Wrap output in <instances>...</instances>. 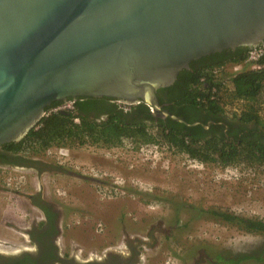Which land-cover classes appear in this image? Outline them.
<instances>
[{"label":"rangeland","instance_id":"374dc122","mask_svg":"<svg viewBox=\"0 0 264 264\" xmlns=\"http://www.w3.org/2000/svg\"><path fill=\"white\" fill-rule=\"evenodd\" d=\"M147 131L149 138L116 146L67 143L28 153L63 171L0 165V248L25 243L23 228L38 215L27 195L39 189L58 208L60 241L72 252L101 256L123 250L127 238L145 242L139 264H233L219 256L245 254L257 258L237 264H264V233L246 232L210 213L264 221V163L202 162L171 147L154 127ZM74 167H90L102 178L73 177L68 171Z\"/></svg>","mask_w":264,"mask_h":264},{"label":"water","instance_id":"95a60500","mask_svg":"<svg viewBox=\"0 0 264 264\" xmlns=\"http://www.w3.org/2000/svg\"><path fill=\"white\" fill-rule=\"evenodd\" d=\"M263 43L264 0H0V146L77 97L144 102L155 118L195 125L157 90L202 56Z\"/></svg>","mask_w":264,"mask_h":264},{"label":"trees","instance_id":"16d2710c","mask_svg":"<svg viewBox=\"0 0 264 264\" xmlns=\"http://www.w3.org/2000/svg\"><path fill=\"white\" fill-rule=\"evenodd\" d=\"M236 50L234 52L232 49H224L221 54L215 53L222 56L212 62H203L204 57L191 61L188 68L178 72L172 85L157 90L158 102L163 108L188 123L199 121L195 125L188 126L169 117L155 118L144 102L131 105L129 110L125 111L113 99L77 97L75 113L55 112L44 117L40 120V126L36 128L33 126L20 140L1 145L2 153H10L15 158L11 160L7 155L1 153L0 155L4 156L7 162L13 163L24 160L22 157L24 155L31 157L28 153L46 151L52 146L67 143L80 145L89 142L96 145L116 146L124 139L137 141L149 138L147 128L152 126L166 143L174 149L186 151L193 159L202 162L213 160L221 166L239 163L263 164L264 137L258 135L257 129L264 130V117L260 114V105L264 99V70L251 69L249 64L244 62L249 47L238 46ZM260 61H264V56ZM226 64L243 66L240 71L222 74L220 68ZM202 76L209 85L214 83L219 87L223 81L228 82L230 88L227 97L231 100H244V109L239 114L228 116L219 101H198L197 97L201 95L199 79ZM163 90H168L165 99L159 96ZM90 100L103 102L107 106V112L101 119L84 114L83 108ZM57 102L59 101L51 105ZM75 116L80 119L78 123L73 120ZM221 119L229 126L235 123L234 120L238 121L241 123L240 129H247L248 133L239 137L235 134L233 139L229 140L225 135L230 134L229 130L224 132L221 130L224 125L216 124ZM208 120L214 123L206 129ZM210 213L215 220L236 225L246 232L264 233V221L261 219L247 218L227 211H210ZM180 218L178 215L175 220L179 221ZM219 258L226 263L237 264L245 259L257 257L245 254L228 259H222V256Z\"/></svg>","mask_w":264,"mask_h":264},{"label":"flooded vegetation","instance_id":"af4514ba","mask_svg":"<svg viewBox=\"0 0 264 264\" xmlns=\"http://www.w3.org/2000/svg\"><path fill=\"white\" fill-rule=\"evenodd\" d=\"M230 49V48H229ZM224 50V49H223ZM236 52V48L232 49ZM220 52H215L221 54ZM239 52V51H238ZM210 53L202 56L203 62H212L220 59L222 55H215ZM201 58V57H200ZM198 58V59H200ZM198 65V64H197ZM175 81V80H174ZM173 84V83H172ZM171 84V85H172ZM167 87V86H166ZM168 90H163L159 93V96L163 99L167 98ZM101 98V97H98ZM105 103L98 102L96 100H90L87 102V106L83 108L84 114L89 117H97L101 119L102 116L107 112ZM199 122V121H197ZM235 123L228 125L224 120L216 122L218 125H224L221 130L226 132L229 130L230 134H225L229 140L233 139L236 134L238 137L242 134H247V129H240L241 123L234 120ZM214 123L212 120H208L205 128L208 129L210 124ZM253 126V125H252ZM250 128V126H248ZM258 135L264 137V130L262 128L257 129ZM263 134V135H262ZM0 146V153L1 151ZM22 154V153H21ZM7 155L8 159H13L10 153ZM1 156V155H0ZM3 157V158H2ZM24 160L18 162H7L4 156L0 157V165L2 166H15L20 169H32L36 173L44 171L58 169L63 171L62 165H56L52 163H46V161H40L35 158L22 156ZM26 157V158H25ZM38 162H32V161ZM56 167V168H54ZM60 169V170H59ZM67 172V170H66ZM65 172V173H66ZM28 202L32 208L38 213L30 218L23 228L25 243L17 245L12 249H1L0 248V264H139L141 261L140 251L143 240H126L124 241L123 250H107L105 254L98 256L96 254L83 255L81 250H75L74 252L67 250L62 242L60 241L61 229H60V212L58 208L52 203L46 201L43 197L42 192L38 189L33 193L27 195ZM50 208V210H49ZM50 212H49V211ZM54 213L56 215H54ZM50 214V215H48Z\"/></svg>","mask_w":264,"mask_h":264},{"label":"built area","instance_id":"2783aa9c","mask_svg":"<svg viewBox=\"0 0 264 264\" xmlns=\"http://www.w3.org/2000/svg\"><path fill=\"white\" fill-rule=\"evenodd\" d=\"M263 56H264V43L258 47L250 49L247 53V56H246V59L244 60V62L248 63L249 67L251 69L264 70V61L263 62L260 61ZM242 66H243L242 64H235V65L226 64L224 67H222L220 69H221L222 74H223V73L240 71L242 69ZM228 68H232V69L227 71ZM226 78H227V76L225 77V79ZM205 81L206 80H205L204 76L200 77L199 89L201 91V95L197 97L198 101H200V102H205L207 100L219 101L220 103L223 104V107H224L226 114L228 116H232L234 113L239 114L242 111V109H244V105H245L244 100H242V99L231 100L227 97L228 91L230 88V84H228V82L223 81V84L218 87L214 83L209 85ZM113 101L116 104H118L121 108H123L125 111L129 110L131 105H135V104H127V103H124L120 100H113ZM260 108H261L260 114L262 115V117H264V99L261 102ZM60 111L75 113L76 112V100L70 99V100H66L63 103L47 107L43 111L40 120L43 119L44 117L49 116L52 113L60 112ZM40 120L37 121V123L34 125L35 128L40 126ZM73 120H74V122L78 123L80 119L78 116H75L73 118ZM47 150H49V149H47ZM59 153H63L62 147L59 148ZM74 169L78 172L90 175V176L95 177V178H102L101 175L96 173L95 170L90 168V167L89 168L88 167L83 168V169H81L79 167H74Z\"/></svg>","mask_w":264,"mask_h":264}]
</instances>
